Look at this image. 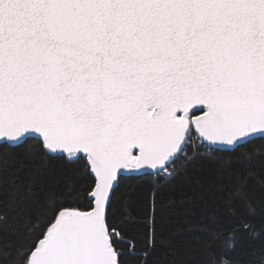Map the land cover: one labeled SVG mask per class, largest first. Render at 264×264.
<instances>
[{
  "label": "snow or ice",
  "instance_id": "1",
  "mask_svg": "<svg viewBox=\"0 0 264 264\" xmlns=\"http://www.w3.org/2000/svg\"><path fill=\"white\" fill-rule=\"evenodd\" d=\"M256 140L264 0H0V145L25 159L38 146L89 181L48 189L35 210L22 184L26 195L11 201L14 218H27L16 264L146 256L111 213L121 180L170 176L196 146L234 151ZM250 231L243 219L233 227L224 264H238V234Z\"/></svg>",
  "mask_w": 264,
  "mask_h": 264
},
{
  "label": "trees",
  "instance_id": "2",
  "mask_svg": "<svg viewBox=\"0 0 264 264\" xmlns=\"http://www.w3.org/2000/svg\"><path fill=\"white\" fill-rule=\"evenodd\" d=\"M196 144L197 142H193ZM25 159L22 150L0 145V264H16L24 221L13 216V199L24 197L31 185L29 207L35 210L48 189L73 180L83 191L87 177L78 165L41 156ZM126 175L112 198L113 218L134 238L137 253L129 264H224L222 245L234 226L247 220L251 231L239 233L238 264L264 259V140L233 150L193 147L169 169ZM21 178L14 186L13 174ZM251 210L252 214H249ZM152 241L151 245L149 241Z\"/></svg>",
  "mask_w": 264,
  "mask_h": 264
},
{
  "label": "water",
  "instance_id": "3",
  "mask_svg": "<svg viewBox=\"0 0 264 264\" xmlns=\"http://www.w3.org/2000/svg\"><path fill=\"white\" fill-rule=\"evenodd\" d=\"M148 172H153V171L150 170V171H148Z\"/></svg>",
  "mask_w": 264,
  "mask_h": 264
}]
</instances>
